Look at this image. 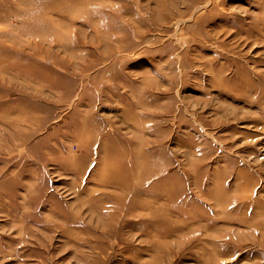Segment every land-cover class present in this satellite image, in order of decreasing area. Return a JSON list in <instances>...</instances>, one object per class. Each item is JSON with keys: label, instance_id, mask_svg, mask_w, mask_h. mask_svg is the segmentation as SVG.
I'll return each mask as SVG.
<instances>
[{"label": "rangeland", "instance_id": "1", "mask_svg": "<svg viewBox=\"0 0 264 264\" xmlns=\"http://www.w3.org/2000/svg\"><path fill=\"white\" fill-rule=\"evenodd\" d=\"M0 264H264V0H0Z\"/></svg>", "mask_w": 264, "mask_h": 264}, {"label": "bare ground", "instance_id": "2", "mask_svg": "<svg viewBox=\"0 0 264 264\" xmlns=\"http://www.w3.org/2000/svg\"><path fill=\"white\" fill-rule=\"evenodd\" d=\"M61 8H63V9H67V10H72L71 8H72V6H69L68 4H67V2H66V4L65 5H63V6H61Z\"/></svg>", "mask_w": 264, "mask_h": 264}]
</instances>
